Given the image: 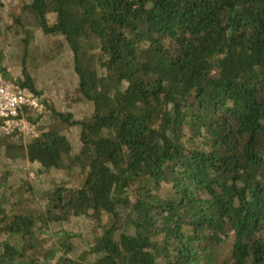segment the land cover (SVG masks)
Masks as SVG:
<instances>
[{"label":"trees","instance_id":"obj_1","mask_svg":"<svg viewBox=\"0 0 264 264\" xmlns=\"http://www.w3.org/2000/svg\"><path fill=\"white\" fill-rule=\"evenodd\" d=\"M16 11L68 45L92 114L51 110L78 128L77 168L65 135L3 138L0 159L25 151L69 177L41 209L0 163V264H264V0H22ZM92 38L97 68L79 60ZM42 114L23 111L34 125ZM102 217L78 258L72 232L50 227Z\"/></svg>","mask_w":264,"mask_h":264},{"label":"rangeland","instance_id":"obj_2","mask_svg":"<svg viewBox=\"0 0 264 264\" xmlns=\"http://www.w3.org/2000/svg\"><path fill=\"white\" fill-rule=\"evenodd\" d=\"M20 1L22 0H5L0 6V71L8 79L34 89L45 108L40 125L33 124L34 134H21L22 138L34 140L42 128L65 135L67 140L62 145L65 160L68 164L72 162L73 167L77 168L76 161L80 158L78 128L58 121L51 110L71 112L73 119L79 121L91 116L92 104L83 99L78 91V79L73 71V55L68 45L53 47L55 43L47 40L39 26L27 20L18 24L15 13ZM100 59L98 43L94 38L83 43L79 52L81 63L97 68ZM5 137L7 136L0 135V143L4 142ZM0 163H4L8 171V188H13L20 194L26 191L27 194H33L41 209L45 194L69 177L67 170L44 168L28 162L25 151L18 154V158L8 154L0 159ZM70 186L75 187L73 183ZM105 223L106 218L102 217L98 221L79 219L72 220L69 224L54 223L50 227L53 230L72 232L74 251L70 256L78 258L100 240V226ZM42 236L45 237V234ZM49 240L47 247L56 248L58 239L53 235Z\"/></svg>","mask_w":264,"mask_h":264},{"label":"built area","instance_id":"obj_3","mask_svg":"<svg viewBox=\"0 0 264 264\" xmlns=\"http://www.w3.org/2000/svg\"><path fill=\"white\" fill-rule=\"evenodd\" d=\"M24 109L42 113L45 108L34 89L8 79L0 71L1 136H8L15 132L25 136L34 134L33 124L23 115Z\"/></svg>","mask_w":264,"mask_h":264},{"label":"crops","instance_id":"obj_4","mask_svg":"<svg viewBox=\"0 0 264 264\" xmlns=\"http://www.w3.org/2000/svg\"><path fill=\"white\" fill-rule=\"evenodd\" d=\"M6 71V70H5ZM6 74H7V72H6ZM8 78V77H7ZM9 78H10V76H9ZM11 79V78H10Z\"/></svg>","mask_w":264,"mask_h":264}]
</instances>
